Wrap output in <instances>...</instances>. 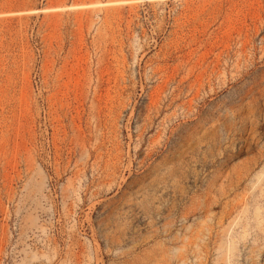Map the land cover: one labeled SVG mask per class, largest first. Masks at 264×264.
<instances>
[{
	"label": "rangeland",
	"instance_id": "rangeland-1",
	"mask_svg": "<svg viewBox=\"0 0 264 264\" xmlns=\"http://www.w3.org/2000/svg\"><path fill=\"white\" fill-rule=\"evenodd\" d=\"M0 264H264V0H0Z\"/></svg>",
	"mask_w": 264,
	"mask_h": 264
}]
</instances>
